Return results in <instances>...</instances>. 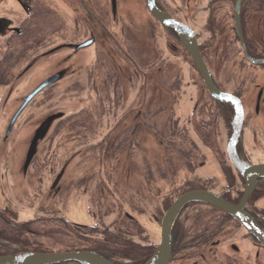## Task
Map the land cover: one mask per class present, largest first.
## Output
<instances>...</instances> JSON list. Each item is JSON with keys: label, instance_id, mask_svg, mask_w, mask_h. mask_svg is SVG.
Wrapping results in <instances>:
<instances>
[{"label": "flooded vegetation", "instance_id": "flooded-vegetation-1", "mask_svg": "<svg viewBox=\"0 0 264 264\" xmlns=\"http://www.w3.org/2000/svg\"><path fill=\"white\" fill-rule=\"evenodd\" d=\"M123 2L0 0V50L33 53L0 82V257L92 252L113 264H145L164 214L192 191L240 206L264 231V177H255L243 199L247 182L228 154L234 105L211 93L178 31L147 0L142 14L125 12ZM153 5L190 30L215 89L239 101L237 159L264 164V0ZM29 32L37 37L29 41ZM36 68L39 79L17 93ZM53 74L61 77L27 103L6 135L24 97ZM50 91L53 102L86 99L45 110ZM38 97L42 108L30 123L26 114ZM222 128L220 175L212 182L204 149L213 153ZM47 143L79 145L62 159L44 150ZM75 209L86 221L71 219ZM166 264H264V243L216 205L190 200L175 216Z\"/></svg>", "mask_w": 264, "mask_h": 264}, {"label": "water", "instance_id": "water-1", "mask_svg": "<svg viewBox=\"0 0 264 264\" xmlns=\"http://www.w3.org/2000/svg\"><path fill=\"white\" fill-rule=\"evenodd\" d=\"M148 5L151 9L153 15L163 24L166 26H171L175 28L181 39L184 42V45L188 48L190 55L198 68L199 72L204 78V81L211 91V93L220 100H225L232 103L236 109V115L233 120V128H234V135L232 136L231 140L229 141L228 146V154L231 158L233 164L238 168L242 176L245 178L247 182V188L243 199L250 193L252 190L254 179L256 176H263L264 177V164L261 165H248L242 161H239L236 157V153L234 150V142L235 137L238 134L239 124L242 117V110L239 105V101L233 97H230L225 94L219 93L209 78V74L207 69L205 68L197 50L196 44L194 43L190 30L174 20L170 19L168 15L165 13L160 12L155 8L153 5V0H147ZM61 77L60 74H53L49 78H47L44 82L39 84L35 89H33L29 95L24 97L23 104L16 112L14 117L9 123V126L6 130V135L10 132L12 125L19 115V113L23 110V108L27 105V103L42 89L49 86L50 84L54 83ZM190 200H200L204 202L211 203L216 205L217 207L221 208L235 219L240 221L244 227L254 234L258 240L264 243V231H262L253 221V219L244 211L240 206L233 205L219 196H216L213 193L209 192H201V191H192L186 193L176 199L171 207L167 210L164 214L161 222V234H160V242L155 251V253L151 256V258L145 264H166L170 255V246H171V227L173 225L175 216L177 211L179 210L180 206L183 203H186ZM63 258H71L76 259L84 264H113L99 255L92 253V252H80V253H69V254H58V253H37V252H20L8 256L0 257V264H42L46 262H52Z\"/></svg>", "mask_w": 264, "mask_h": 264}, {"label": "rangeland", "instance_id": "rangeland-1", "mask_svg": "<svg viewBox=\"0 0 264 264\" xmlns=\"http://www.w3.org/2000/svg\"><path fill=\"white\" fill-rule=\"evenodd\" d=\"M125 3V6H124V10L125 12H137L140 8V12L142 14V0L141 2L139 0H123ZM140 3V5H139ZM142 20L145 19V17L142 15ZM19 69L17 68L16 72L18 71ZM41 71V70H40ZM39 71V69H35L34 72L30 73V75L28 74L27 77H25L21 83L17 86V93H20V92H23L24 91V88L26 90V86L29 87L30 85H32L33 81H35V79H39V77L41 76V72ZM15 72V73H16ZM194 76H195V80L196 81H199L198 80V76L193 72ZM196 89V88H195ZM53 97H54V94L52 91L50 92H46L45 93V97H44V101H45V110H47V107L48 105H53L56 101H59L60 103H68L69 105H73L75 106V101L76 100H82V101H85L86 98H81V99H74V98H70V97H67V96H64L63 95V98H61L60 96H56L55 98V101L53 102ZM43 102V98H37L29 107L28 109V113L31 114V113H34V115H29V114H26L28 115V118L29 120L31 121L30 123H32V121H36L38 120V109L42 108V103ZM42 103V104H41ZM69 105H65V109H69V108H72L71 106ZM23 116V117H26ZM22 117V118H23ZM191 130V135L197 140V136L195 134V132L193 131V128L192 126H189ZM32 129V128H31ZM194 132V133H193ZM224 132L225 130L222 128L219 132V136L216 137V142H215V139H213V146H212V150H213V153L212 151H209L208 149H204L205 153L207 154V156L209 157L210 159V164L208 165L209 167V171L207 173H209V175L211 176H214V177H211L213 178L212 182H214L217 178H219L218 175H220V172L218 171V169H216V164H215V157L217 155V153L221 150L224 149V144H225V136H224ZM64 136V132L62 133V136H61V139L62 137ZM63 141V140H62ZM95 141V140H94ZM64 142V141H63ZM90 143H88L87 145H89ZM79 145V143H47L45 145V148L44 150H48L50 151V153L52 155H56L59 156V157H62V159H64L65 157L69 156L71 154V151L73 149H75V147ZM160 152V151H159ZM158 152V153H159ZM157 153V152H155ZM152 154L153 156H155L156 154ZM44 153H42L41 155H43ZM149 154V153H148ZM161 155V154H159ZM206 172V170H205ZM48 180L45 181V186H47L48 184ZM158 186L159 187H162L163 184L162 183H158ZM166 186H164V190H166ZM219 188V187H218ZM225 187H223L224 189ZM71 219L75 218L77 220H81V221H86V214L83 210H74L71 212Z\"/></svg>", "mask_w": 264, "mask_h": 264}, {"label": "trees", "instance_id": "trees-1", "mask_svg": "<svg viewBox=\"0 0 264 264\" xmlns=\"http://www.w3.org/2000/svg\"><path fill=\"white\" fill-rule=\"evenodd\" d=\"M28 36L29 41L34 40L37 37L34 32H29ZM28 54L30 56L33 53L26 49H19L13 52L0 50V82H5L10 76H12L18 68V61L26 58Z\"/></svg>", "mask_w": 264, "mask_h": 264}]
</instances>
